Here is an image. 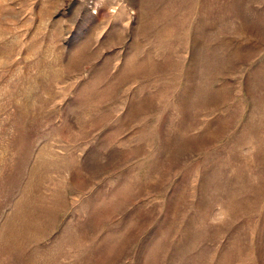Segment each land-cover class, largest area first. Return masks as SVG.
I'll use <instances>...</instances> for the list:
<instances>
[{
    "label": "rangeland",
    "instance_id": "obj_1",
    "mask_svg": "<svg viewBox=\"0 0 264 264\" xmlns=\"http://www.w3.org/2000/svg\"><path fill=\"white\" fill-rule=\"evenodd\" d=\"M0 264H264V0H0Z\"/></svg>",
    "mask_w": 264,
    "mask_h": 264
}]
</instances>
